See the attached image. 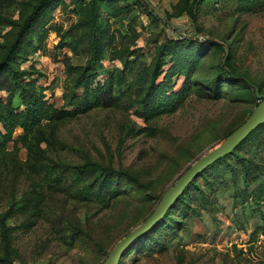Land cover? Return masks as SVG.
I'll use <instances>...</instances> for the list:
<instances>
[{
	"label": "trees",
	"instance_id": "obj_1",
	"mask_svg": "<svg viewBox=\"0 0 264 264\" xmlns=\"http://www.w3.org/2000/svg\"><path fill=\"white\" fill-rule=\"evenodd\" d=\"M123 1L0 0V264L20 261L16 232L40 222L62 245L78 246L91 264H100L118 237L151 214L192 160L248 118L257 105L254 87L264 93V76L257 77L243 65V33L235 27L237 20L214 35L216 40L175 38L165 34L161 19L144 0ZM210 1H226L241 14L257 0H177L165 21L186 16L197 33L204 34L200 16ZM135 4L146 10V28ZM57 9L73 18L66 28L54 21ZM145 30L149 32L140 46ZM50 32L58 39L54 50L70 52L62 61L60 107L46 100L50 86L38 84L44 75L35 65L23 67L31 55L44 50ZM105 62L119 66L109 69ZM190 96L198 102L223 103V111L207 116L186 141L175 142L172 153L156 152L158 162L152 168L142 162L144 151L136 168L126 167L122 152L114 154L105 143L103 154L59 137L62 124L95 108L129 113L156 136L159 129L150 122L174 113ZM143 130L129 117L121 124L123 137H135ZM19 149L26 150L24 163L18 159ZM262 150L264 124L202 171L119 264L133 253L166 249L201 210L219 211L222 196L235 207L261 205L263 210L257 211L264 226V162L258 158ZM21 166L34 179L19 195L10 175ZM83 205L95 210L91 216H80L77 207ZM103 210L108 211L94 220ZM261 230L264 234V227Z\"/></svg>",
	"mask_w": 264,
	"mask_h": 264
},
{
	"label": "rangeland",
	"instance_id": "obj_2",
	"mask_svg": "<svg viewBox=\"0 0 264 264\" xmlns=\"http://www.w3.org/2000/svg\"><path fill=\"white\" fill-rule=\"evenodd\" d=\"M135 1L124 0L123 2L133 4ZM176 2L177 0H144L145 7L159 20L161 19L160 24L165 34L170 37H200L216 40L214 35L228 29L234 20H237L235 27L243 33L240 49L243 65L257 77L264 76V0H257L241 14L234 12L226 1H219L216 4L210 1L202 8L200 16V25L206 30L204 34L197 33L196 28L186 16L165 21L166 13ZM134 11L140 15L139 21L146 28L148 23L144 12L146 10L135 4ZM53 17L55 23L64 28L73 19L70 15L62 14L60 9L53 12ZM148 32L145 30L141 33L138 40L140 46L144 45ZM57 41L55 34L50 32L44 50L31 55L28 63L23 67L35 65L36 69L44 75L38 84L50 86V89L45 92L46 100L60 107L65 78L62 61L66 55L70 56V52L54 50ZM104 65L112 69L114 66H119V63L105 62ZM178 84L180 80L176 83ZM222 104L198 102L194 96H190L174 113L157 116L150 122L151 127L159 129V134L156 136H150L149 129L145 128L147 124L129 113L118 109L95 108L85 115L62 124L59 137L71 144L82 145L91 152L99 150L103 154L105 143L114 154L118 150L122 152V164L126 167L136 168L139 163V153L144 151L142 162L152 168L158 162L156 152L172 153L175 142L186 141L207 116L223 111ZM128 117L144 129L141 134L135 137H123L125 135L121 131V124ZM160 131H167L168 135L163 137ZM121 140H123L122 143H120ZM217 143L219 142L208 146L197 157ZM7 148L12 150V143H9ZM258 158H260L259 161L264 162V150L259 153ZM18 159L24 163L25 149H19ZM23 172L24 167L10 175L11 180L16 182L19 195L32 181L29 179H34L32 176L27 177ZM219 203L221 204L219 211L203 209L199 216L188 220L187 229L180 231L178 237L166 249L153 253L148 251L133 253L122 264H264V234L261 230L264 226L257 211L263 210L261 205L257 207L247 203L235 207L228 196H222ZM77 211L84 218L91 216L95 210L83 205L77 207ZM107 211L99 212L94 220ZM124 235L118 237L115 242ZM14 245L21 258L14 264L92 263L91 258L87 257L78 246L62 245L49 226L43 222L36 223L26 230H18Z\"/></svg>",
	"mask_w": 264,
	"mask_h": 264
},
{
	"label": "water",
	"instance_id": "obj_3",
	"mask_svg": "<svg viewBox=\"0 0 264 264\" xmlns=\"http://www.w3.org/2000/svg\"><path fill=\"white\" fill-rule=\"evenodd\" d=\"M257 105L248 118L221 142L209 148L191 162L164 191L151 214L117 240L101 264H119L127 250L149 232L174 206L187 186L207 167L231 153L253 130L264 124V93L254 87Z\"/></svg>",
	"mask_w": 264,
	"mask_h": 264
}]
</instances>
